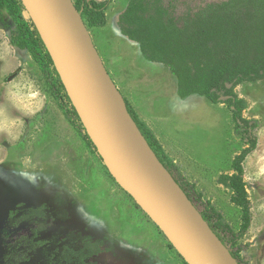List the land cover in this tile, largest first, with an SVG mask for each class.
<instances>
[{
	"label": "rangeland",
	"instance_id": "rangeland-1",
	"mask_svg": "<svg viewBox=\"0 0 264 264\" xmlns=\"http://www.w3.org/2000/svg\"><path fill=\"white\" fill-rule=\"evenodd\" d=\"M130 1L110 0L107 26L91 30L107 70L176 166V177L192 188L196 208L219 214L230 239L240 234L244 211L220 179L237 174L234 160L256 141L242 163L251 225L232 249L240 250L243 264H264V78L227 85L246 103L242 135L228 104L232 97L220 91L228 100L220 98L219 105L197 95L182 99L170 70L146 60L140 45L124 34L130 27L122 16ZM147 1L167 9L180 28L210 5L240 14L258 13L256 3L264 5V0ZM4 21L17 26L9 11ZM116 33L125 46L113 41L110 34ZM9 35L0 19V264H188L118 184L67 117L61 107L66 102L55 97L31 54L14 48Z\"/></svg>",
	"mask_w": 264,
	"mask_h": 264
},
{
	"label": "trees",
	"instance_id": "trees-1",
	"mask_svg": "<svg viewBox=\"0 0 264 264\" xmlns=\"http://www.w3.org/2000/svg\"><path fill=\"white\" fill-rule=\"evenodd\" d=\"M251 3L255 4L256 1ZM256 4L259 5L258 9L256 8L259 11L253 14L251 11L247 14L229 11L231 9H227L226 5L225 9H214V6L210 5L209 11L197 14L192 21L185 22V26L180 28L162 6L157 4L153 6V2L147 0H131L122 16V22L130 28L128 30L124 28L123 32L132 42L140 45L141 53L146 60L162 64L170 70L177 80V92L182 99L197 95L219 105L220 91L232 97L228 104L236 129L242 134L244 132H240L242 123H246L242 119V113L246 109V103L239 100L233 90L246 82H256L264 78V5H260V2ZM109 5L110 0L104 2L77 0L75 3L90 31L107 26L106 11ZM152 7L155 14L151 13ZM6 11L14 17L16 28H10L4 21ZM0 17L3 28L10 32L11 45L31 54L55 97L66 102V107L63 105L61 107L67 117L85 133L89 143L97 151L23 0H0ZM233 83V90H228L227 85ZM125 103L130 116L156 158L195 205L190 185L176 177L177 168L154 133L139 119L126 100ZM242 137L244 140L247 139ZM255 148L256 141L234 160L232 167L237 174L223 175L220 179L221 184L230 185L233 189L235 193L233 203L243 208L244 224L240 234L236 235L235 239H230L229 226L222 224L219 214L213 209L201 212L237 264H243L239 257L240 250L234 251L232 248L236 246L237 238L244 236L249 230L252 220L242 180V163Z\"/></svg>",
	"mask_w": 264,
	"mask_h": 264
},
{
	"label": "water",
	"instance_id": "water-1",
	"mask_svg": "<svg viewBox=\"0 0 264 264\" xmlns=\"http://www.w3.org/2000/svg\"><path fill=\"white\" fill-rule=\"evenodd\" d=\"M35 1L46 16L54 22L56 28L70 41L71 51L87 75V90L90 98L88 107L84 106L80 98L70 89L67 84L69 76L59 67L26 1L23 0L79 118L104 164L118 184L144 208L169 239L175 238L187 246L188 250H179L170 239L188 264H237L229 249L214 233L201 212L155 154L153 153L157 167L152 169L145 164L136 148L129 142L125 132L115 123L113 104L119 96L124 102L126 116L135 124L127 110L125 99L119 93L115 81L107 70L94 44L91 31L82 17V12L75 6V2L73 0ZM36 15L40 24L46 27L52 36L48 23L43 21L39 14ZM75 78L79 79V76ZM227 100V97L221 98V101ZM135 126L137 127L136 124ZM142 138L145 140L143 136ZM118 177L126 180V186L121 185Z\"/></svg>",
	"mask_w": 264,
	"mask_h": 264
},
{
	"label": "bare ground",
	"instance_id": "bare-ground-1",
	"mask_svg": "<svg viewBox=\"0 0 264 264\" xmlns=\"http://www.w3.org/2000/svg\"><path fill=\"white\" fill-rule=\"evenodd\" d=\"M25 1L59 67L69 76L67 77V84L69 85L72 92H74V94L80 98L82 104L88 107L90 105V98L89 92L87 90V75H85L79 60L71 51L70 41L62 32H60L56 28L54 22H52L49 17L46 16L42 8L35 0ZM36 14H39L41 19L48 23L49 27L52 30L54 38L53 35L51 36L50 32H48V29L40 24ZM114 23V18L110 19V25L112 26ZM116 35L118 36L117 33ZM75 76H79V79H76ZM124 107L125 106L122 98L117 96V99L113 104L115 123L121 130H123V132H125L129 142L136 148L145 164L152 169H156L157 164L155 162V156L153 152L150 150L149 146L142 138L132 120L126 116ZM118 181L122 186H126V180L124 178L118 177ZM152 214L154 213L152 212ZM170 239L179 250H188L187 246L184 243L178 242L175 238Z\"/></svg>",
	"mask_w": 264,
	"mask_h": 264
},
{
	"label": "crops",
	"instance_id": "crops-1",
	"mask_svg": "<svg viewBox=\"0 0 264 264\" xmlns=\"http://www.w3.org/2000/svg\"><path fill=\"white\" fill-rule=\"evenodd\" d=\"M96 1H105V0H96ZM93 30H96V29H93ZM111 35V38H113V41L114 40H120L121 41V45H120V47H123V46H125V43H123V41L124 40H122V38L121 37H119V36H117V35H114V34H110ZM123 36V35H122ZM124 37V36H123ZM124 39H127L128 40V38L127 37H124ZM112 40V39H111ZM125 42V41H124ZM123 43V44H122ZM123 60H129V58H122V60L121 61H123ZM136 63V62H135ZM137 64V63H136Z\"/></svg>",
	"mask_w": 264,
	"mask_h": 264
},
{
	"label": "flooded vegetation",
	"instance_id": "flooded-vegetation-1",
	"mask_svg": "<svg viewBox=\"0 0 264 264\" xmlns=\"http://www.w3.org/2000/svg\"><path fill=\"white\" fill-rule=\"evenodd\" d=\"M106 1V0H105ZM98 2H104V1H98ZM92 34V33H91Z\"/></svg>",
	"mask_w": 264,
	"mask_h": 264
}]
</instances>
